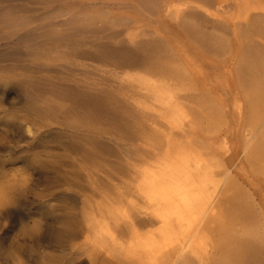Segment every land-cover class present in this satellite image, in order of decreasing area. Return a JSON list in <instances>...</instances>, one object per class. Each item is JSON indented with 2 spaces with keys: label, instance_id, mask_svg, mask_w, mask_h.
<instances>
[{
  "label": "bare ground",
  "instance_id": "6f19581e",
  "mask_svg": "<svg viewBox=\"0 0 264 264\" xmlns=\"http://www.w3.org/2000/svg\"><path fill=\"white\" fill-rule=\"evenodd\" d=\"M10 87L12 124L80 174L34 158L67 210L38 245L66 264H264V0H0V103Z\"/></svg>",
  "mask_w": 264,
  "mask_h": 264
},
{
  "label": "rangeland",
  "instance_id": "374dc122",
  "mask_svg": "<svg viewBox=\"0 0 264 264\" xmlns=\"http://www.w3.org/2000/svg\"><path fill=\"white\" fill-rule=\"evenodd\" d=\"M23 109L21 95L7 88V96L0 103V264H36L43 255L54 256L55 264H66V250L35 242L64 227L67 210L59 199L63 188L52 185L44 166L34 158L45 160L51 154L60 160L53 167L70 174L78 175V166L63 148L25 138L12 124L18 119L25 122ZM76 226L80 235L73 244L83 241L81 222Z\"/></svg>",
  "mask_w": 264,
  "mask_h": 264
}]
</instances>
